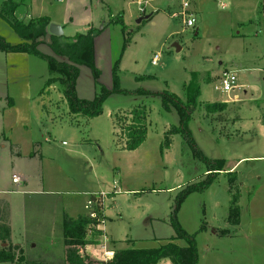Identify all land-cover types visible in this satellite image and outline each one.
Here are the masks:
<instances>
[{
	"label": "rangeland",
	"instance_id": "rangeland-1",
	"mask_svg": "<svg viewBox=\"0 0 264 264\" xmlns=\"http://www.w3.org/2000/svg\"><path fill=\"white\" fill-rule=\"evenodd\" d=\"M188 2L193 26L172 17L180 0H148L143 14L134 0H0L8 44L24 41L17 23L40 16L47 30L60 26L62 39L95 32L92 66L78 65L73 91L83 100L103 96L101 114L73 115L60 84L46 85V57L0 52V198L9 204L10 240L27 261L60 264L62 215L109 192L99 221L109 250L156 248L177 235L175 219L193 237L195 264H264V0ZM48 34L37 49L57 55ZM224 69L236 75L229 94L215 89ZM114 76L128 92L174 94L189 107L185 123L168 98L114 91ZM188 84L198 87L192 107ZM137 104L146 107L147 132L128 151L116 140V116ZM218 160L223 170L210 174ZM232 194L237 224L227 221Z\"/></svg>",
	"mask_w": 264,
	"mask_h": 264
},
{
	"label": "trees",
	"instance_id": "trees-1",
	"mask_svg": "<svg viewBox=\"0 0 264 264\" xmlns=\"http://www.w3.org/2000/svg\"><path fill=\"white\" fill-rule=\"evenodd\" d=\"M11 6H16L14 3L9 2ZM19 4V3H18ZM17 4V5H18ZM144 16V15H143ZM151 15L149 14V17ZM148 17V18H149ZM49 19L47 16H40L29 19L24 23H17L16 28L26 27L25 31H20V35L24 37V41L15 45L8 44L0 38V52H23L32 55H41L46 57L47 68L50 73V78L47 80L46 85L57 81L62 87L66 105L69 112L73 115H79L84 119L93 118L102 112L101 103L103 96L93 100H83L76 97L73 86L74 80L78 74V65L92 66V50L93 38L95 32L89 30V33H77L72 37L61 38L48 34L50 39V47L57 55L41 54L37 49V44L42 42L43 38L47 35V25ZM115 87L114 91L123 94H132L134 96H155L160 95L164 98L170 99L176 107L181 121L185 123L189 114V107L185 106L177 97L168 92L163 93L151 92L145 89H137L133 92H128L117 88L116 76H114ZM188 93L191 94L192 101L188 104L191 107L195 106V97L198 93V87L188 84ZM103 94L107 95L109 92L102 89ZM166 102V101H165ZM225 102L218 104L208 103L206 111L214 109V105H218L221 109L225 107ZM187 105V104H186ZM116 116L117 123L121 124L119 134L116 135L117 142L121 143L122 148L128 151L137 149L145 140L147 132V110L145 105H134L126 111L121 118ZM121 120V122H119ZM176 132L174 127H170L165 135ZM168 138V137H167ZM166 148L169 146V141L165 140ZM224 161L218 160L214 167H211L210 174L213 171L223 170ZM209 174V175H210ZM231 179H234L232 176ZM102 216V215H101ZM97 219L89 218L86 214H80L76 217H71L63 214L61 218V234L62 242L64 245L63 256L61 257L60 264H156L159 261L166 259L170 264H195L196 250L193 237L181 230L175 219L172 220L173 226L177 230L175 237L165 240L156 248L144 249L134 247L133 243L130 246L120 248L114 251V256L111 260L102 262L94 259L87 251L86 246L95 244L98 241L96 238L103 234L102 230L96 229L94 226L99 223ZM239 218L238 205L236 203V195L232 194L229 202V210L227 221L231 224H237ZM88 228L90 232H88ZM182 239L185 246H179L174 239ZM4 244V245H3ZM0 261H10L25 264H49L42 261H27L25 255L22 254V249L12 244L10 240V224H9V204L6 200L0 198Z\"/></svg>",
	"mask_w": 264,
	"mask_h": 264
},
{
	"label": "built area",
	"instance_id": "built-area-1",
	"mask_svg": "<svg viewBox=\"0 0 264 264\" xmlns=\"http://www.w3.org/2000/svg\"><path fill=\"white\" fill-rule=\"evenodd\" d=\"M61 1V0H58ZM137 9L141 14L145 12L146 7L148 6V0H134ZM189 6L188 0H180V8L181 12H173L172 17H181L183 24L186 26H193L194 24V18L191 13H186V10ZM155 62V56L152 59V63ZM237 87L236 84V75L233 71L224 69L220 73L219 78V85L215 86V89L220 90L221 92H224L226 94H229L231 91H233ZM12 182H18L17 177L12 178ZM118 192V190L115 191V184L113 185L112 194H115ZM109 194L106 192H98V193H92L89 194V197L86 200V203L84 205L85 214L89 218L97 219L99 215H102V208H103V200L105 196ZM101 218V217H100ZM99 218V219H100ZM100 221V220H99ZM93 226L96 229L102 230L99 226V223L96 225L89 226L90 228H93ZM88 232H90V229L88 228ZM101 238V241H98L95 244H90L86 246V250H89V254L99 256L100 259H102L104 262L109 261L114 256V251L107 249V238L104 236V234L99 236ZM102 242V243H101ZM97 246L98 248H96ZM98 249H101V252H96ZM96 252V253H94ZM97 254V255H96Z\"/></svg>",
	"mask_w": 264,
	"mask_h": 264
},
{
	"label": "water",
	"instance_id": "water-1",
	"mask_svg": "<svg viewBox=\"0 0 264 264\" xmlns=\"http://www.w3.org/2000/svg\"><path fill=\"white\" fill-rule=\"evenodd\" d=\"M149 17V14L147 15H144V16H140L136 21L139 22L141 21V19L143 18H148ZM48 32L50 34H53L55 36H61L62 35V30L60 28L59 25L57 24H49V27H48ZM173 46L175 47V49L178 51L180 49V47L177 45V43H174ZM4 245V244H3Z\"/></svg>",
	"mask_w": 264,
	"mask_h": 264
},
{
	"label": "crops",
	"instance_id": "crops-1",
	"mask_svg": "<svg viewBox=\"0 0 264 264\" xmlns=\"http://www.w3.org/2000/svg\"><path fill=\"white\" fill-rule=\"evenodd\" d=\"M34 18V17H33ZM47 32H48V30H47ZM49 33V32H48ZM50 34V33H49ZM225 101H228V100H225ZM226 105V104H225ZM251 158V157H250ZM83 210H84V206H83ZM80 214H85V210L84 211H81L80 213H78L77 215H80ZM77 215H75V216H71V217H76ZM261 217H263V215H261ZM106 237V236H105ZM110 241H113V240H110ZM158 264H159V262H158ZM160 264H170V262L168 261V260H166V259H163V260H161L160 261Z\"/></svg>",
	"mask_w": 264,
	"mask_h": 264
}]
</instances>
